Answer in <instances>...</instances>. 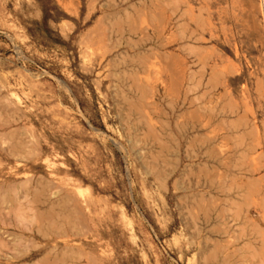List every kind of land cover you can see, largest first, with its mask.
Listing matches in <instances>:
<instances>
[{"label": "rangeland", "instance_id": "rangeland-1", "mask_svg": "<svg viewBox=\"0 0 264 264\" xmlns=\"http://www.w3.org/2000/svg\"><path fill=\"white\" fill-rule=\"evenodd\" d=\"M98 2L0 0V264H206L171 145L155 143L171 114L130 95L127 64L106 73ZM204 15L219 55L264 93V0Z\"/></svg>", "mask_w": 264, "mask_h": 264}, {"label": "crops", "instance_id": "crops-1", "mask_svg": "<svg viewBox=\"0 0 264 264\" xmlns=\"http://www.w3.org/2000/svg\"><path fill=\"white\" fill-rule=\"evenodd\" d=\"M212 1L99 0L100 29L113 27L105 71L127 64L130 95L171 114L155 143L171 145V186L197 210L206 264H264V93L206 37Z\"/></svg>", "mask_w": 264, "mask_h": 264}, {"label": "bare ground", "instance_id": "bare-ground-1", "mask_svg": "<svg viewBox=\"0 0 264 264\" xmlns=\"http://www.w3.org/2000/svg\"><path fill=\"white\" fill-rule=\"evenodd\" d=\"M44 192V191H43ZM53 195V194H52ZM59 196V195H58ZM28 197V196H27ZM63 198V197H62ZM73 198V197H72ZM25 199V198H24ZM46 199V198H45ZM38 200V199H37ZM77 201V200H76ZM62 203V202H61ZM62 205V204H61ZM68 207V206H67ZM52 208V207H51ZM57 208V207H56ZM74 208H76V207H74ZM50 209V208H49ZM77 209V208H76ZM47 213H48V211H47ZM51 213V212H50ZM43 215V214H42ZM57 215V214H56ZM49 216V215H48ZM58 216V215H57ZM82 218V217H81ZM44 219L46 220V218L44 217ZM68 219H69V217H68ZM49 220H50V218H49ZM79 220V219H78ZM64 221V220H63ZM77 222V221H76ZM55 223V222H54ZM77 224H80V222L79 223H77ZM53 225V224H52ZM52 225H50V226H52ZM54 229H55V226L53 227ZM42 229V228H41ZM79 229H80V227H79ZM81 229H83V228H81ZM80 229V230H81ZM74 230V229H73ZM84 232V231H83ZM45 234V233H44ZM71 253V252H70ZM64 255V254H63ZM66 255V254H65ZM56 256V255H55ZM85 256V255H84ZM66 258V257H65ZM46 260V259H45ZM53 260H55V259H53ZM79 260H81V259H79ZM78 260V261H79ZM59 261V260H58ZM62 261H63V259H62ZM45 264H47L46 263V261H45Z\"/></svg>", "mask_w": 264, "mask_h": 264}]
</instances>
